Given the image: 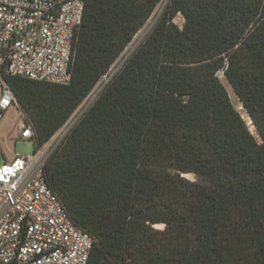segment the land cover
Instances as JSON below:
<instances>
[{
	"label": "trees",
	"instance_id": "trees-1",
	"mask_svg": "<svg viewBox=\"0 0 264 264\" xmlns=\"http://www.w3.org/2000/svg\"><path fill=\"white\" fill-rule=\"evenodd\" d=\"M161 1L85 0L67 86L6 77L39 146ZM45 178L94 239L88 264H264V0H169L50 155Z\"/></svg>",
	"mask_w": 264,
	"mask_h": 264
},
{
	"label": "built area",
	"instance_id": "built-area-1",
	"mask_svg": "<svg viewBox=\"0 0 264 264\" xmlns=\"http://www.w3.org/2000/svg\"><path fill=\"white\" fill-rule=\"evenodd\" d=\"M85 0H0V123L19 111V138L31 156L0 165V264H88L94 239L69 217L49 188L45 167L52 144L39 146L28 115L6 77L67 86Z\"/></svg>",
	"mask_w": 264,
	"mask_h": 264
},
{
	"label": "rangeland",
	"instance_id": "rangeland-1",
	"mask_svg": "<svg viewBox=\"0 0 264 264\" xmlns=\"http://www.w3.org/2000/svg\"><path fill=\"white\" fill-rule=\"evenodd\" d=\"M169 0H162L153 16L150 20L145 24V26L140 30V32L134 37L130 45L127 47L122 56L118 59V61L114 64L112 69L109 71L108 75L105 76L102 81L97 85L94 91L84 100V102L80 105L77 111L72 115L70 120L61 128L52 139L44 146H49L52 144L51 154L56 150L62 141L67 136L68 132L72 129V127L79 121V119L83 116V114L90 108L93 102L96 100L98 95L104 89V87L109 83L111 78L123 67L126 60L132 55V53L141 45V43L146 39L147 35L150 33L152 28L154 27L158 16L165 8ZM174 22L183 27L184 18L182 15H178ZM221 81L226 87L228 94L230 96L231 102L234 107L239 111L244 120L246 121L249 130L251 133L257 138V140L261 143V138L256 130V127L253 124V121L248 117L246 111L244 110L239 98L234 93L233 89L230 87L229 83L225 79V77L220 75ZM1 93V92H0ZM19 111L17 107L12 106L8 110L4 112V118L0 123V165H3L7 161L12 160L15 156H31L35 152V145L31 140L28 139H20L19 138ZM50 154V155H51ZM49 155V157H50ZM183 176L190 180L195 181V176L193 174H183ZM155 228L159 230L164 229V225H157Z\"/></svg>",
	"mask_w": 264,
	"mask_h": 264
}]
</instances>
